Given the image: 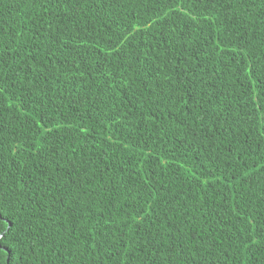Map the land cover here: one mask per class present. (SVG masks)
I'll list each match as a JSON object with an SVG mask.
<instances>
[{"label":"trees","instance_id":"trees-1","mask_svg":"<svg viewBox=\"0 0 264 264\" xmlns=\"http://www.w3.org/2000/svg\"><path fill=\"white\" fill-rule=\"evenodd\" d=\"M0 264H264V0H0Z\"/></svg>","mask_w":264,"mask_h":264},{"label":"water","instance_id":"water-1","mask_svg":"<svg viewBox=\"0 0 264 264\" xmlns=\"http://www.w3.org/2000/svg\"><path fill=\"white\" fill-rule=\"evenodd\" d=\"M4 251H6V249H4Z\"/></svg>","mask_w":264,"mask_h":264}]
</instances>
